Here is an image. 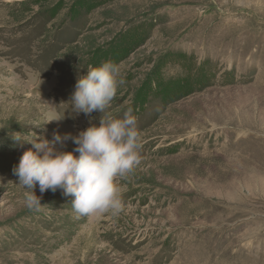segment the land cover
<instances>
[{
  "label": "rangeland",
  "instance_id": "1",
  "mask_svg": "<svg viewBox=\"0 0 264 264\" xmlns=\"http://www.w3.org/2000/svg\"><path fill=\"white\" fill-rule=\"evenodd\" d=\"M105 62L144 140L125 211L77 217L38 184L29 210L14 134L79 156L104 114L71 98ZM0 264H264V0H0Z\"/></svg>",
  "mask_w": 264,
  "mask_h": 264
},
{
  "label": "clouds",
  "instance_id": "2",
  "mask_svg": "<svg viewBox=\"0 0 264 264\" xmlns=\"http://www.w3.org/2000/svg\"><path fill=\"white\" fill-rule=\"evenodd\" d=\"M125 84L121 66L112 62L93 67L78 79L71 98L75 112L104 114L99 126H90L72 137L77 146L74 151L79 156L54 150V143L61 140L58 134H54L53 142L35 133L31 141H24L20 133L14 134L16 142H27L35 148V151H24L13 170L19 184L27 189L24 196L29 210H39L43 206L41 197L34 191L38 184L41 193L62 189L66 196H73L72 207L77 217L100 220L106 215L119 217L125 211V186L121 181L135 175L143 160L144 146L131 107L124 112L123 118H115L108 111L119 87ZM63 118L57 113L46 122Z\"/></svg>",
  "mask_w": 264,
  "mask_h": 264
},
{
  "label": "bare ground",
  "instance_id": "3",
  "mask_svg": "<svg viewBox=\"0 0 264 264\" xmlns=\"http://www.w3.org/2000/svg\"><path fill=\"white\" fill-rule=\"evenodd\" d=\"M53 243V242H52ZM64 245V244H63ZM66 245V244H65Z\"/></svg>",
  "mask_w": 264,
  "mask_h": 264
}]
</instances>
